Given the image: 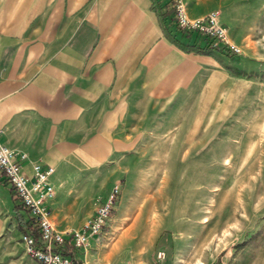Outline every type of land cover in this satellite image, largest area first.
Wrapping results in <instances>:
<instances>
[{
    "label": "crops",
    "instance_id": "0c3cea01",
    "mask_svg": "<svg viewBox=\"0 0 264 264\" xmlns=\"http://www.w3.org/2000/svg\"><path fill=\"white\" fill-rule=\"evenodd\" d=\"M236 2L183 0L191 19L218 10L221 20ZM174 26L168 0H0V143L24 155L26 176L33 163L52 168L47 206L53 227L65 236L62 244H71L65 233L92 214L97 190L110 189L111 174L95 177V163L125 154L127 110L181 101L198 90L195 78L202 74L204 81L215 55L236 59V53L187 50L175 41ZM251 76H258L249 81V98L258 102L255 140L262 154L264 71ZM249 186L263 190L255 203L264 205V169ZM17 214L29 218L0 174V264H39L23 251L19 237L29 231L17 228ZM93 250L72 247L65 256L75 264H109L110 248L98 256Z\"/></svg>",
    "mask_w": 264,
    "mask_h": 264
},
{
    "label": "rangeland",
    "instance_id": "374dc122",
    "mask_svg": "<svg viewBox=\"0 0 264 264\" xmlns=\"http://www.w3.org/2000/svg\"><path fill=\"white\" fill-rule=\"evenodd\" d=\"M217 23L236 59L215 55L204 81L195 78L198 90L181 101L127 110L125 154L95 163V177L111 174L108 189L117 193L104 234L85 248L94 256L110 248L109 264H264V205L255 203L263 190L249 186L264 169L255 140L258 102L249 98V81L258 77L251 75L264 71V0H237ZM175 36L197 50L189 36Z\"/></svg>",
    "mask_w": 264,
    "mask_h": 264
},
{
    "label": "built area",
    "instance_id": "2783aa9c",
    "mask_svg": "<svg viewBox=\"0 0 264 264\" xmlns=\"http://www.w3.org/2000/svg\"><path fill=\"white\" fill-rule=\"evenodd\" d=\"M168 1L177 29L184 33L190 32L193 36L213 38L216 42L227 44L235 52V49L224 40L222 29L217 23L216 10L208 12L203 17L191 19L187 17L183 0ZM22 160L23 154H16L0 143V174L11 188L18 204L26 210L38 234L36 239L29 233L20 235L24 253L39 264H75L57 250L64 242L65 236L53 228L49 219L47 203L53 196V189L48 177L52 173V168L33 163L30 165V175L26 176L21 171ZM262 167L264 168V160ZM116 193V186H112L104 198H95L92 214L87 221L79 229L65 233L73 248L84 249L89 240L101 232ZM156 256L162 258L163 253L157 252Z\"/></svg>",
    "mask_w": 264,
    "mask_h": 264
},
{
    "label": "trees",
    "instance_id": "16d2710c",
    "mask_svg": "<svg viewBox=\"0 0 264 264\" xmlns=\"http://www.w3.org/2000/svg\"><path fill=\"white\" fill-rule=\"evenodd\" d=\"M173 36H175V34H179V35H184V36H188L190 34V32H182L179 29H177L175 26L173 28ZM200 39L202 40V46L199 48L197 47L198 51H216L219 53H223L229 57L233 56L235 54V52L225 43H220V42H216L213 38H208L205 36H201ZM3 181L5 182V180L3 179ZM10 188V187H9ZM11 190V188H10ZM12 191V190H11ZM13 194V193H12ZM14 197V195H13ZM15 199V197H14ZM19 207L18 205H14V209L16 210V208ZM21 207V206H20ZM23 209V208H22ZM24 210V209H23ZM26 212V210H24ZM16 216V225L17 228L20 231H24V229L26 228L29 231V234L36 239L38 237L37 231H36V227L33 224L31 218H27L26 221H23L21 216H19L18 214L15 215ZM158 240V238L156 239V241ZM61 252L65 255L68 252L69 248L71 247V244H67L64 243L61 245Z\"/></svg>",
    "mask_w": 264,
    "mask_h": 264
}]
</instances>
